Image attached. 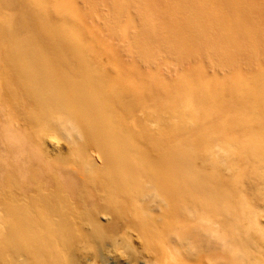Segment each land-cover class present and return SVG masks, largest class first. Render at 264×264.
<instances>
[{
    "label": "bare ground",
    "instance_id": "obj_1",
    "mask_svg": "<svg viewBox=\"0 0 264 264\" xmlns=\"http://www.w3.org/2000/svg\"><path fill=\"white\" fill-rule=\"evenodd\" d=\"M0 139V264H264V0H0Z\"/></svg>",
    "mask_w": 264,
    "mask_h": 264
},
{
    "label": "rangeland",
    "instance_id": "obj_2",
    "mask_svg": "<svg viewBox=\"0 0 264 264\" xmlns=\"http://www.w3.org/2000/svg\"><path fill=\"white\" fill-rule=\"evenodd\" d=\"M0 142H2L1 139ZM62 144L63 142L59 141L58 147L61 148ZM48 145L52 147V143H50V141ZM3 148L4 144L0 143V155L3 154V152H1L3 151ZM61 149H64L63 146ZM81 176L83 175L81 174ZM102 220H104V218ZM127 230L128 234H131V237L133 236L132 244L135 247V250H129L123 247L121 238H119L116 245L109 239L103 238L98 243L102 244L101 247H99L97 243H94V245L89 248V252L92 255H95L92 258V261L95 262V264H147L145 259H149L152 262L155 260L156 262L154 263L158 264L162 261V255H151L148 253V250L144 249L142 241L135 237V231L130 228H127Z\"/></svg>",
    "mask_w": 264,
    "mask_h": 264
}]
</instances>
